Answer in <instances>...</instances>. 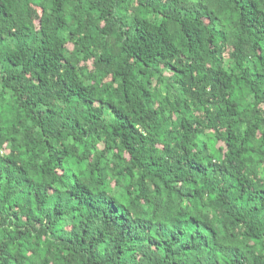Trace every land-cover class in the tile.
<instances>
[{
	"label": "trees",
	"instance_id": "obj_1",
	"mask_svg": "<svg viewBox=\"0 0 264 264\" xmlns=\"http://www.w3.org/2000/svg\"><path fill=\"white\" fill-rule=\"evenodd\" d=\"M0 264H264V0H0Z\"/></svg>",
	"mask_w": 264,
	"mask_h": 264
}]
</instances>
